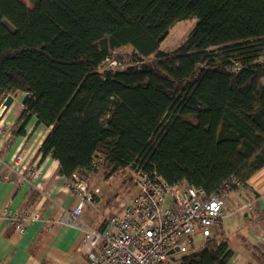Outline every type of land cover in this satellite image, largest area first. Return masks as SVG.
Returning a JSON list of instances; mask_svg holds the SVG:
<instances>
[{
	"label": "trees",
	"instance_id": "16d2710c",
	"mask_svg": "<svg viewBox=\"0 0 264 264\" xmlns=\"http://www.w3.org/2000/svg\"><path fill=\"white\" fill-rule=\"evenodd\" d=\"M0 0V98L27 94L20 117L49 128L38 152L70 179L100 159L168 184L217 191L264 165V0ZM196 23L173 51L178 21ZM129 45L131 63L102 69ZM237 64L239 69L235 70ZM212 233L180 264H229Z\"/></svg>",
	"mask_w": 264,
	"mask_h": 264
},
{
	"label": "crops",
	"instance_id": "0c3cea01",
	"mask_svg": "<svg viewBox=\"0 0 264 264\" xmlns=\"http://www.w3.org/2000/svg\"><path fill=\"white\" fill-rule=\"evenodd\" d=\"M24 94H9L12 101L0 114V260L7 264H88L89 247L81 243L83 229L73 223V218L86 226H101L133 196L135 186L131 196L116 201L108 196L101 180L87 182L95 191L93 203L73 215L77 196L69 186L70 179L58 173V161L50 155L40 161L38 148L49 128L38 124L34 115L20 117ZM18 153L34 167L25 180L10 170V162ZM110 178L102 175L104 183ZM243 200L252 201V210L232 212L235 202ZM226 205L228 213L211 227V234L227 241L232 251L229 264H264V165L245 185L228 192ZM4 206L10 211L30 208L36 217L18 233L7 221Z\"/></svg>",
	"mask_w": 264,
	"mask_h": 264
},
{
	"label": "built area",
	"instance_id": "2783aa9c",
	"mask_svg": "<svg viewBox=\"0 0 264 264\" xmlns=\"http://www.w3.org/2000/svg\"><path fill=\"white\" fill-rule=\"evenodd\" d=\"M234 69H239L237 64ZM3 110L1 102L0 114ZM10 170L25 180L34 167L18 153L10 162ZM69 186L77 196L72 209L77 215L93 203L95 191L76 173L71 175ZM239 186L240 181L231 177L217 191L206 193L185 183L168 184L154 171H138L133 196L101 226H86L75 218L73 223L83 229L81 243L89 247L88 264H180L181 256L192 250L194 235L209 236L211 227L228 213L225 197ZM252 207V201L247 200L232 212L248 213ZM2 211L18 233L36 217L30 208L10 211L4 206ZM175 247L178 249L169 252ZM0 264L7 263L0 260Z\"/></svg>",
	"mask_w": 264,
	"mask_h": 264
},
{
	"label": "rangeland",
	"instance_id": "374dc122",
	"mask_svg": "<svg viewBox=\"0 0 264 264\" xmlns=\"http://www.w3.org/2000/svg\"><path fill=\"white\" fill-rule=\"evenodd\" d=\"M27 7L31 8L32 3L29 0H21ZM196 23V18H188L185 20H181L176 22L170 29L166 37L160 43L159 49L164 52H171L175 48H177L187 37L191 29ZM132 52V48L129 45H124L119 48H116L110 52L107 60H104L101 64L102 69H111V70H122L125 66L131 63V57L129 56ZM115 60L117 63H111V61ZM260 62H264V59H260ZM264 81V77L262 78ZM100 159L96 157L94 159V163L92 166L81 172L82 179L85 182L100 181L101 184L107 188L106 192L108 196L114 200H122L126 199L132 195V186H135V179L138 176V170L135 167H127L123 169V171L110 178L109 182L102 181V173L103 169L101 167ZM129 178L127 183L123 182ZM125 183V184H124ZM124 184V185H122ZM241 186L237 187L240 188ZM132 197V196H131ZM226 198V197H225ZM243 200L242 202H245ZM242 202L236 201L237 204H241ZM235 205V206H236ZM193 240V250L199 249L202 245L203 238L196 233L194 235Z\"/></svg>",
	"mask_w": 264,
	"mask_h": 264
},
{
	"label": "water",
	"instance_id": "95a60500",
	"mask_svg": "<svg viewBox=\"0 0 264 264\" xmlns=\"http://www.w3.org/2000/svg\"><path fill=\"white\" fill-rule=\"evenodd\" d=\"M27 94H24L23 98H22V101H24V99L26 98ZM12 101V96L11 95H6L4 100L2 101V105L4 106V109H6L10 103ZM178 248L175 247L174 249L170 250L169 252H173L174 250H177Z\"/></svg>",
	"mask_w": 264,
	"mask_h": 264
}]
</instances>
